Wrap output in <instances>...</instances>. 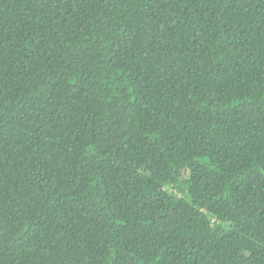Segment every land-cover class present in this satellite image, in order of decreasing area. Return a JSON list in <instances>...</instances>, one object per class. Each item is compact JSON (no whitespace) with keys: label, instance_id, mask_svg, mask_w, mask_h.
<instances>
[{"label":"trees","instance_id":"obj_1","mask_svg":"<svg viewBox=\"0 0 264 264\" xmlns=\"http://www.w3.org/2000/svg\"><path fill=\"white\" fill-rule=\"evenodd\" d=\"M0 264H264V0H0Z\"/></svg>","mask_w":264,"mask_h":264}]
</instances>
